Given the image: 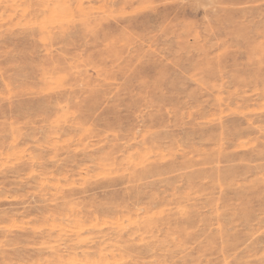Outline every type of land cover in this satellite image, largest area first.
Segmentation results:
<instances>
[{
	"label": "rangeland",
	"instance_id": "374dc122",
	"mask_svg": "<svg viewBox=\"0 0 264 264\" xmlns=\"http://www.w3.org/2000/svg\"><path fill=\"white\" fill-rule=\"evenodd\" d=\"M0 264H264V0H0Z\"/></svg>",
	"mask_w": 264,
	"mask_h": 264
}]
</instances>
